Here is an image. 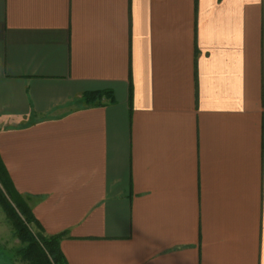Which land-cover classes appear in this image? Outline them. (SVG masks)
Masks as SVG:
<instances>
[{"label": "crops", "instance_id": "0c3cea01", "mask_svg": "<svg viewBox=\"0 0 264 264\" xmlns=\"http://www.w3.org/2000/svg\"><path fill=\"white\" fill-rule=\"evenodd\" d=\"M0 158L68 264H264V0H0Z\"/></svg>", "mask_w": 264, "mask_h": 264}, {"label": "trees", "instance_id": "16d2710c", "mask_svg": "<svg viewBox=\"0 0 264 264\" xmlns=\"http://www.w3.org/2000/svg\"><path fill=\"white\" fill-rule=\"evenodd\" d=\"M103 97L112 101L110 91L86 92L82 95L85 105H101ZM0 183L5 189V196L0 192V206L12 222L18 237L26 246L18 253L27 264H68L60 249V240L65 233L46 235L40 223L33 216L22 197L13 189L11 181L0 158ZM21 215L23 220L20 219ZM33 224L38 233L33 234L27 224Z\"/></svg>", "mask_w": 264, "mask_h": 264}, {"label": "rangeland", "instance_id": "374dc122", "mask_svg": "<svg viewBox=\"0 0 264 264\" xmlns=\"http://www.w3.org/2000/svg\"><path fill=\"white\" fill-rule=\"evenodd\" d=\"M0 192L5 196V189L0 183ZM20 219L23 220L21 215ZM28 229L37 234V228L33 224H27ZM12 222L7 218L5 212L0 206V264H27L22 261L18 251L25 247Z\"/></svg>", "mask_w": 264, "mask_h": 264}]
</instances>
